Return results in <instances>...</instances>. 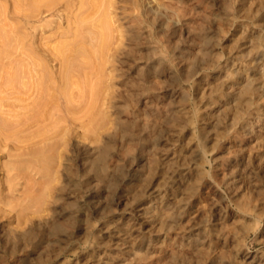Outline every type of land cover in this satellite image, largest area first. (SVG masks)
<instances>
[{"label":"rangeland","instance_id":"374dc122","mask_svg":"<svg viewBox=\"0 0 264 264\" xmlns=\"http://www.w3.org/2000/svg\"><path fill=\"white\" fill-rule=\"evenodd\" d=\"M93 1L106 49L68 82L52 48L76 24H29L59 78L37 145L56 162L0 157V264H264V0Z\"/></svg>","mask_w":264,"mask_h":264},{"label":"bare ground","instance_id":"6f19581e","mask_svg":"<svg viewBox=\"0 0 264 264\" xmlns=\"http://www.w3.org/2000/svg\"><path fill=\"white\" fill-rule=\"evenodd\" d=\"M108 2L106 1L107 4ZM13 3L14 13L19 15L18 17H13L17 22L15 20V23L8 22L9 13L0 11V157L3 155L15 157L16 161L20 163V166L27 169L31 161L27 156L35 154L37 155L34 160L36 163H31L35 165L44 163L45 165L46 162L43 161H50L53 164L44 166L46 169H49L47 166L50 167L52 165L48 170L50 171L55 167L56 155L54 158L53 155H46V152H43L45 151L44 148H39L37 145L46 139V131L56 127L55 114L59 113H55L58 109L57 101L59 99L58 94L60 93V88H58L59 78L51 72L48 63L45 62L44 57H42L43 52L41 45L39 43L35 45L36 41L33 44V30L29 24L30 22L39 23L34 27L38 34L39 31L43 29L41 24L45 21V16L48 14L65 17L69 21V25L76 24V26H72L71 28L68 27V30L63 33V36H73L74 39L71 41L64 39L63 42L56 44L52 48L55 59L64 63L63 80L66 81L69 79L71 72L73 73L74 71L75 73L77 68H75L76 62H81L77 59L82 57V59L92 62L94 59L101 57L105 52L110 23L107 22L106 19V21H102V29L98 32L95 29L97 25L90 24V18L82 16L84 12H87V8L90 9V6L95 4L93 0H13ZM78 4H80L79 9L82 13H76L73 9ZM141 5L145 7L144 9L147 12H164L165 9L164 4L157 0H143ZM103 9L101 4L99 10L102 11ZM134 9L136 8L133 7V10ZM105 11L108 10L105 9ZM87 30H90V32L92 31L90 35L94 33L93 38L95 36L101 40L98 47H89L88 43L90 42V38L86 35ZM34 36H36V34ZM39 38L41 37L39 36ZM97 38L96 42L99 41ZM110 50L109 48V51ZM103 59L105 60V58ZM94 64L95 63H92V66L95 69ZM81 65H79V67ZM87 65V69L88 67H90L89 69L93 68L91 64ZM82 70H84V68ZM97 71L100 73V69ZM84 74L87 75L86 71H84ZM50 149L48 148V151H50ZM55 150L57 151L58 149L56 148ZM16 161L14 162L17 163ZM11 164L10 166H12ZM35 165H33V167H35ZM3 166L9 167L5 164ZM44 167L40 166L39 168ZM11 168H8V172L10 173L14 167ZM18 169L21 168L18 167ZM52 170L50 172H52ZM20 171L18 172L19 174ZM45 172L44 170V173ZM11 180L12 178L10 181ZM6 183L8 186V182ZM18 184L19 183H17V185ZM31 200H33V198ZM33 201L37 203V200L34 199ZM40 202L42 204V201Z\"/></svg>","mask_w":264,"mask_h":264}]
</instances>
